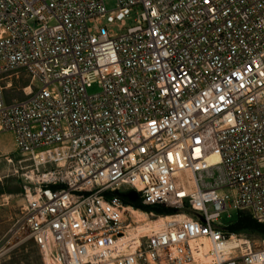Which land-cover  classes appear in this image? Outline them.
Listing matches in <instances>:
<instances>
[{
    "label": "built area",
    "instance_id": "obj_1",
    "mask_svg": "<svg viewBox=\"0 0 264 264\" xmlns=\"http://www.w3.org/2000/svg\"><path fill=\"white\" fill-rule=\"evenodd\" d=\"M114 1L0 0L19 228L42 264H264L220 222L264 224V0Z\"/></svg>",
    "mask_w": 264,
    "mask_h": 264
},
{
    "label": "rangeland",
    "instance_id": "obj_2",
    "mask_svg": "<svg viewBox=\"0 0 264 264\" xmlns=\"http://www.w3.org/2000/svg\"><path fill=\"white\" fill-rule=\"evenodd\" d=\"M104 2L108 9L114 7V0H104ZM25 82L26 81L20 80L19 84L23 85ZM98 91L99 89L96 84H93L88 89L89 94ZM8 94L12 97H21L20 92L14 90L8 92ZM6 157L10 158L12 163H8ZM19 160L20 157L14 153L12 135L10 133H1L0 193L5 194L2 199H6L5 197L8 196L7 209L11 218L8 222V227L0 233V264H42L40 252L33 240L26 233L19 235V227L22 222L20 209L21 206L24 205L23 180L20 177V173L24 170L21 171L18 169L17 173L14 170L19 168L20 165L24 167L28 164V162H21V164H18L17 162ZM146 209L151 210L152 208L147 207ZM238 213H241L239 216L248 215L244 212H237L232 208H227L226 211L222 213L220 222L223 225H228L236 220ZM164 214L168 215L170 212ZM139 217L142 219V216L139 215ZM227 231L231 234H236L240 238L249 240L251 243H256L264 239V229H240L232 231L227 226Z\"/></svg>",
    "mask_w": 264,
    "mask_h": 264
},
{
    "label": "bare ground",
    "instance_id": "obj_3",
    "mask_svg": "<svg viewBox=\"0 0 264 264\" xmlns=\"http://www.w3.org/2000/svg\"><path fill=\"white\" fill-rule=\"evenodd\" d=\"M125 209H126L127 211H129V212L131 213V215H133V216L136 218L135 221L138 223V224H137V227H141V226H142V222H141V221H144V220H145V222H147V220H146V216H145V213H144L143 210H141V209H137V208H134V207H132L131 205H127V207H126ZM139 215L142 216V219L139 217ZM179 217L181 218L182 216H179ZM169 218H171L170 215H164V216H161L160 219H158V220H156V221H152V222H150V223L148 222V224L151 225L152 227H157V226H159L163 221H166V220H168ZM135 227H136V226H132V228H130V229L126 232L125 238H126L127 240H129V239H131V238L133 237L134 231H135V229H136ZM19 231H20V232H19ZM19 231H18V232H19V235H22V234H25V233H26L25 230H23L22 228H20ZM246 242L248 243V240H246V239H244V238H239V239H238V243H246ZM191 247H192L193 251L196 250V249H198V248H200L199 245L196 244V243H192ZM206 249H207V244L205 243V244H204V247H201V253H202L203 250H206ZM201 253H199L197 257H194V261H193L192 264L199 263V260L197 259L198 257H200L201 261L203 260V256H202Z\"/></svg>",
    "mask_w": 264,
    "mask_h": 264
},
{
    "label": "trees",
    "instance_id": "obj_4",
    "mask_svg": "<svg viewBox=\"0 0 264 264\" xmlns=\"http://www.w3.org/2000/svg\"><path fill=\"white\" fill-rule=\"evenodd\" d=\"M134 208H140L143 211H149L146 209L147 207H142L138 203H131ZM164 213L170 212V210L165 209ZM241 213H238V216L234 222L228 224V228L232 231L240 230V229H264V224L258 223L253 220L250 216H239Z\"/></svg>",
    "mask_w": 264,
    "mask_h": 264
},
{
    "label": "crops",
    "instance_id": "obj_5",
    "mask_svg": "<svg viewBox=\"0 0 264 264\" xmlns=\"http://www.w3.org/2000/svg\"><path fill=\"white\" fill-rule=\"evenodd\" d=\"M3 195L0 193V233L8 227V222L10 220V213H8L7 205H8V196H6V199H2Z\"/></svg>",
    "mask_w": 264,
    "mask_h": 264
},
{
    "label": "water",
    "instance_id": "obj_6",
    "mask_svg": "<svg viewBox=\"0 0 264 264\" xmlns=\"http://www.w3.org/2000/svg\"><path fill=\"white\" fill-rule=\"evenodd\" d=\"M122 196L125 197L129 202L134 203L137 200V194L134 191L123 193Z\"/></svg>",
    "mask_w": 264,
    "mask_h": 264
}]
</instances>
